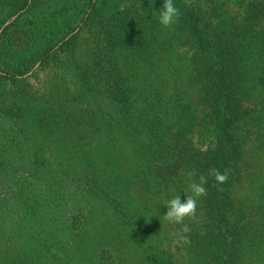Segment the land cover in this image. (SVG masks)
I'll return each instance as SVG.
<instances>
[{"label":"trees","instance_id":"trees-1","mask_svg":"<svg viewBox=\"0 0 264 264\" xmlns=\"http://www.w3.org/2000/svg\"><path fill=\"white\" fill-rule=\"evenodd\" d=\"M163 3L74 1L48 25L28 19L35 0H0L19 55L0 50V201L16 206L0 264H264V178L251 183L247 159L254 142L264 156V0H174L167 28ZM201 174L187 233L147 216ZM61 198L111 218L30 205Z\"/></svg>","mask_w":264,"mask_h":264},{"label":"rangeland","instance_id":"rangeland-1","mask_svg":"<svg viewBox=\"0 0 264 264\" xmlns=\"http://www.w3.org/2000/svg\"><path fill=\"white\" fill-rule=\"evenodd\" d=\"M74 1H84V0H35V4L33 7V12H30L27 17L28 19H33L34 21L39 20L42 22H46L48 25L55 24V19L59 18L61 21L64 19V15L62 14V17H54L53 13L55 10H58L61 6L64 5H70ZM70 10H73L74 8L70 7ZM17 17L16 15L11 16L0 28V34L3 31V29L9 25L11 22H13ZM159 37L162 40L161 35L159 34ZM8 37H4L0 39V50L2 52V55L5 57V59L12 61L13 63L17 62V59L19 55L17 53H14L10 48L5 47L6 40ZM177 50L176 52H178ZM162 52V51H160ZM32 72V71H31ZM31 74V73H30ZM30 76V75H29ZM261 103L264 104V99L261 100ZM4 129L2 126L0 127V139H2V135H4ZM257 144H260L259 142H254V146L250 147L249 153H248V161H249V170L252 174L251 176V183H258L261 184L263 181V175L261 176V172L259 171L261 166H264V156L258 152L256 149ZM263 169V168H262ZM251 193L253 196H255V189H251ZM60 205L57 206L55 202L50 200L41 201L40 203H37L36 200H34L30 205L35 206L37 209V212L35 213H75L78 216V219L81 221L83 220V214L82 213H92L90 215V224H98L102 225L103 221H107L111 218L109 215L110 210L106 207L101 205L99 202L96 201H83L81 205H79L82 209L76 208L70 210L71 203L67 202L65 199L61 198ZM38 200V199H37ZM253 203L256 204V200L253 197ZM30 206V207H31ZM16 206L13 203L11 206V203L9 202H2L0 201V221H1V213H15L13 209H15ZM30 209V208H29ZM167 212V206H164L163 203H160L158 206V209L156 212H150L146 213L148 217H154L156 222L162 221V225L164 226V223L166 220L163 219V215H165ZM21 213V211H20ZM25 213H34V211H27ZM89 217V216H88ZM102 228V227H101Z\"/></svg>","mask_w":264,"mask_h":264},{"label":"clouds","instance_id":"clouds-1","mask_svg":"<svg viewBox=\"0 0 264 264\" xmlns=\"http://www.w3.org/2000/svg\"><path fill=\"white\" fill-rule=\"evenodd\" d=\"M180 9L174 4V0H164L163 6L159 15V23L164 27H171L175 22L179 20ZM210 174L215 178L219 184H224L228 180L227 172L221 173L219 169L210 170ZM190 176L195 175V172L189 174ZM208 177L201 174L199 176V182H193L189 185V191L185 192L186 199L182 201L180 195H175L168 199L165 203L167 206V212L163 215V219L175 224L184 225L186 218H193L196 215L197 200L207 195V184ZM181 233H187L188 227L184 225L181 228ZM180 239L184 243H188V237L181 235Z\"/></svg>","mask_w":264,"mask_h":264}]
</instances>
